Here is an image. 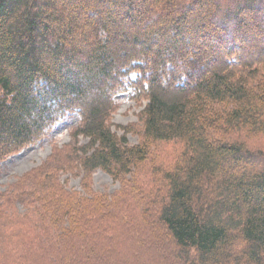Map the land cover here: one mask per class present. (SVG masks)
Returning a JSON list of instances; mask_svg holds the SVG:
<instances>
[{
    "label": "trees",
    "instance_id": "obj_1",
    "mask_svg": "<svg viewBox=\"0 0 264 264\" xmlns=\"http://www.w3.org/2000/svg\"><path fill=\"white\" fill-rule=\"evenodd\" d=\"M128 92L138 146L113 131ZM74 114L70 142L0 192V264H130L120 234L150 233L128 215L155 212L173 264H264V0H0V174ZM166 143L182 158L149 202L129 182L93 192L96 172L123 181Z\"/></svg>",
    "mask_w": 264,
    "mask_h": 264
},
{
    "label": "rangeland",
    "instance_id": "obj_2",
    "mask_svg": "<svg viewBox=\"0 0 264 264\" xmlns=\"http://www.w3.org/2000/svg\"><path fill=\"white\" fill-rule=\"evenodd\" d=\"M133 95V92H128L116 97L115 101L118 109L113 116L112 124L113 131L118 136H126L129 145L138 146L142 143L143 136L142 123L139 118L143 107L141 103L132 98ZM79 122V116L74 114L65 122L59 124L48 139L25 149L21 154L4 163L0 174V192L5 191L9 185L15 183L18 180L17 178L42 166L50 157L56 145L62 147L68 144L71 140L70 132ZM250 144L264 149V141L260 139L252 140ZM181 153L182 147L177 143L152 146L146 162L134 169L123 181H116L103 171L96 172L91 184L92 190L96 194L108 195L111 200L114 196H122L124 194V190H122L123 183L129 182L127 191L136 200L143 198L145 202H149L158 188L163 189L161 183L163 166L171 167L179 163L182 158ZM61 181L70 191L81 192L82 195H85L86 191L82 184V177L78 178L63 174ZM162 201L163 197L160 198L157 207L161 205ZM19 210L24 212L23 207L20 205ZM156 214L157 212H155L152 222L148 226L144 225L141 215L138 216L137 213L128 215V221L133 225L138 235L150 234L141 239H133L132 236H130V239L120 234L117 254L120 255L121 259L130 264H173L176 255L175 247L165 230L157 227L159 223ZM120 215L124 217L123 213H120ZM155 227L157 228L155 229ZM156 236L159 239H156Z\"/></svg>",
    "mask_w": 264,
    "mask_h": 264
}]
</instances>
